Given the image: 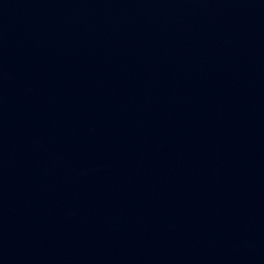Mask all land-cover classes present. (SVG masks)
<instances>
[{"label":"water","instance_id":"95a60500","mask_svg":"<svg viewBox=\"0 0 264 264\" xmlns=\"http://www.w3.org/2000/svg\"><path fill=\"white\" fill-rule=\"evenodd\" d=\"M0 264H264V0H0Z\"/></svg>","mask_w":264,"mask_h":264}]
</instances>
